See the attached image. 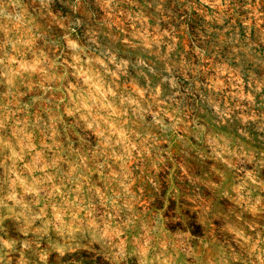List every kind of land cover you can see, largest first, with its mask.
Here are the masks:
<instances>
[{
    "label": "rangeland",
    "instance_id": "1",
    "mask_svg": "<svg viewBox=\"0 0 264 264\" xmlns=\"http://www.w3.org/2000/svg\"><path fill=\"white\" fill-rule=\"evenodd\" d=\"M17 2L15 23L28 35L23 56L9 61L14 67L7 78L0 65V99L15 86V107L25 109V120L40 108L45 116L57 107L64 115L59 123L49 119L48 136L70 145L84 163L107 127L105 138L121 142L112 159L139 178L132 181L143 194L139 209L158 214L177 241L195 242L188 245L193 252L203 237L198 221L204 209L225 212L232 206L227 196L213 199L220 181L234 182L241 195L248 190L243 226H228L227 245L240 257L237 264H252L259 253H250L264 236V2L219 0L227 6L215 8L202 0ZM76 80L87 92L73 94ZM142 101L151 113L143 112ZM73 102L80 110L69 115ZM93 104L99 107L93 110ZM154 115L169 127H154ZM27 135L34 155L26 158L0 144V174L8 157L47 170V157ZM221 148L244 153L227 173V165L211 158ZM0 238V264L37 259L24 250L23 233L11 218L0 221ZM84 243L78 236L49 250L40 242V264H99Z\"/></svg>",
    "mask_w": 264,
    "mask_h": 264
},
{
    "label": "clouds",
    "instance_id": "2",
    "mask_svg": "<svg viewBox=\"0 0 264 264\" xmlns=\"http://www.w3.org/2000/svg\"><path fill=\"white\" fill-rule=\"evenodd\" d=\"M40 2L43 4L44 0ZM262 2L264 0H257V6ZM202 3L213 8L227 6V2L221 6L219 0H202ZM19 6L17 0H0V65L6 78L14 67L9 63L10 59L22 57L25 52L24 37L28 33L15 23ZM75 85L74 95L87 92L80 80H76ZM9 88V92L0 99V144L14 147L20 155L30 158L34 155V148L29 150L27 134L30 133L31 139L37 142L36 147L48 160L47 170L42 171L32 167L30 159L25 163L17 157L18 163H13L8 157L3 164L5 171L0 174V221L5 218L15 221L17 231L23 233L24 250L37 258L33 264H40V242H45L49 250L59 249L67 247L78 236L85 241L84 247L96 253L99 264H130V261L135 264H183L188 257L192 258L191 264H237L240 257L227 245L228 226H243L241 213L249 206L248 190L241 195L234 190V182L220 181L213 192V199L227 196L232 200V206L225 212L204 209L202 220L198 221L204 225L203 237L193 252L188 245L195 242L187 237L177 241L164 231V222L158 214L139 209L143 194H138L132 184L139 178L122 170L112 159L114 152H120L118 145L121 142L115 141V137L105 138L109 132L107 127L95 149H89L88 161L84 163L70 145L65 148L48 136L49 119L59 123L64 113L53 107L47 115L41 116L45 109L40 108L25 120L21 115L25 109L15 107V86L10 85ZM87 99L92 103L90 95ZM78 100L82 105L84 96H79ZM142 103L146 104L143 112L151 113L152 106L146 101ZM98 107L93 104V110ZM138 109L139 105L134 111ZM79 110L73 102L69 115ZM152 121L153 126L161 130L169 127L163 124L162 117L157 119L154 115ZM45 138L49 144L41 143ZM121 155L127 159L126 152ZM242 156L243 151L238 156L235 149L227 151L221 148L211 158L227 165L224 169L227 173ZM93 172L99 175L89 179ZM143 179L147 181V177ZM261 190L264 191V184ZM259 210L264 211V203ZM0 243H3L2 238ZM257 243L259 247L250 255H259L252 264H264V236L258 237Z\"/></svg>",
    "mask_w": 264,
    "mask_h": 264
}]
</instances>
